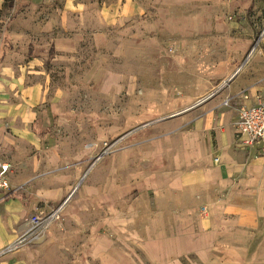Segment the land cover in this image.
Returning <instances> with one entry per match:
<instances>
[{
	"label": "crops",
	"instance_id": "obj_1",
	"mask_svg": "<svg viewBox=\"0 0 264 264\" xmlns=\"http://www.w3.org/2000/svg\"><path fill=\"white\" fill-rule=\"evenodd\" d=\"M153 1L158 18L146 26L138 24L146 11L134 0L97 2L90 7L75 0L27 1L31 9L46 11L47 16L37 30L51 40L58 59L81 62L80 47L90 42L95 58L83 77L102 79L103 94L110 97L113 106H117L123 94L135 97L137 110H151L156 132L125 136L116 157L118 165L104 167L101 184L95 182V177L79 184L84 168L79 158L88 156L93 150L91 147L76 148L74 161L69 166L71 174L57 176L56 146L50 136L42 138L35 130L38 121L39 125L48 122L38 114L46 101L45 89L39 84H27L26 75L9 73L8 86L1 94L4 96L0 100V119L14 130L10 148L19 161L27 158L28 149L34 151L36 157L44 158L40 166L44 181L32 180L31 175L39 173L37 164L33 163L26 170L19 161L9 162L11 183L21 190L0 195V252L28 229V219L37 208L63 200L77 187L75 200L64 210L63 218L68 216L74 220L76 215L91 209L90 204L102 201L111 216L106 219L125 222L133 206L128 205L126 211L119 204L135 192L140 198L151 192L155 202H167L168 210H160L148 218L145 236L137 232L134 237L151 264H186L180 259L190 256L196 257L198 262L187 264H264V147L244 146L237 130V106H254L255 97L264 95V55L261 53L262 57L254 65L242 69V75H237L224 91L214 93L207 102L191 101L195 84L204 86L205 92L208 82L212 84L208 91L213 93L222 78L218 64L208 73L193 74L195 80H192L190 58L189 54H184L185 49L205 45L210 39L204 37L214 32L223 33L225 27L209 20L213 18L211 10L192 12L194 0ZM87 8L96 9L97 25L86 24ZM76 13L81 23L74 26ZM111 29L119 30L117 39L112 37ZM236 58L228 56L226 77L238 71L241 58ZM113 59L124 63V69L112 68ZM176 93L182 97L176 98ZM148 94L151 97L147 101ZM229 98L234 99V103L228 106L225 102ZM177 108L182 111L164 119L159 117ZM54 109L56 111L58 106ZM111 111L118 112L109 116L104 124L109 128L98 133L97 141L109 138L116 130L112 127H121L119 120L127 114L126 109L120 114L119 106ZM132 136H136L135 143L124 145ZM139 158L142 161L150 158L151 168L128 178L126 163ZM116 169L119 178L124 177L125 181L112 184ZM50 176L54 179L48 188L46 180ZM138 201L142 202L139 198ZM126 227L121 223L118 228ZM97 239L106 240L102 236ZM46 240L47 237L39 243ZM29 247L20 249L15 261L10 258L0 264H23L18 257L22 258V252ZM103 247L105 250L106 246ZM111 249L108 245L102 264H106L108 253L125 259L122 252ZM124 259L120 257L117 263L108 264H128Z\"/></svg>",
	"mask_w": 264,
	"mask_h": 264
},
{
	"label": "rangeland",
	"instance_id": "obj_2",
	"mask_svg": "<svg viewBox=\"0 0 264 264\" xmlns=\"http://www.w3.org/2000/svg\"><path fill=\"white\" fill-rule=\"evenodd\" d=\"M27 1L0 0V100L4 96L1 94L5 91V86H8L10 80L7 75L12 71L15 72L16 76L26 75V81L29 85H42L45 89L46 101L43 107L38 110V114L40 118L43 117L42 120L46 118L48 122L45 125H39L38 121L35 130L42 138L50 136L56 146L55 148L59 153V163L57 161L54 164L57 165L58 169L56 175L71 174L69 166L74 161L72 156H74L76 148L80 149L81 146H85L87 149L91 147L93 150L91 153L89 152L88 156L79 158L80 162L84 164L79 184L92 180V177H95V182L101 184L104 180V167L118 165L116 157L118 158L120 154V145L125 136H130L133 133L150 135L153 131L156 132V130H153L154 125H152L154 116L148 108L137 110L135 108V103L137 107L135 97L130 98L126 94L121 95L119 102L115 104L117 106H113L110 97L103 94L102 85H100L102 79H85L83 77L87 70H90L95 58L94 49L90 42L80 47L78 56L81 62L70 60V58L59 60L51 40L46 39L37 30L47 16L46 11L38 8L31 9ZM108 1L110 0H75L76 3L89 7L93 3L98 2L101 4ZM134 1L140 3L146 11L143 20L138 21V24L141 25L142 23L141 26H146L158 18L156 9L152 7L153 0ZM198 9L204 10L206 13L211 10L213 18L210 17L209 20H213V24L224 25L225 27L223 33L217 32L216 34L214 32L204 37L210 39L211 42L209 41L200 46L192 45L184 52V54H189L192 80H195L193 74L198 72H200L199 74L208 73L219 64L222 79L216 83L213 93L208 91L209 88H212V84L210 85L208 82L205 92H203L205 87L201 85L195 84L192 88L195 93L190 95L191 101L198 100V104H203L211 99L214 93L224 91L237 75H242L244 73L242 69L254 65L262 57L261 53L264 55V0H194L191 11L194 12ZM79 17L77 13L74 14V26L80 25ZM84 19L87 25H97L96 9L87 8ZM134 22L135 20L130 24L134 25ZM138 29L137 27L136 30ZM118 32V29L110 30L114 39L118 38ZM233 55L238 57L237 60L241 58V63L236 73L226 77L228 67L226 60L228 56ZM113 60L110 64L112 68L124 69V63L118 59ZM221 61L223 63H220ZM178 69L181 70L180 67ZM177 79L181 81L180 78ZM199 93L204 95L199 97ZM150 97L151 95L148 94L147 101ZM175 97L181 98L182 95L176 93ZM229 99H231V103H234V99ZM255 99L264 100V95H257ZM56 106H58V109L55 111L54 107ZM118 106L120 114L123 113L124 109L127 113L126 116L122 115L121 120H119V123L122 124L121 127H118L120 125L113 126L112 130L113 128H116V130L109 138L97 141L98 133H102V130L109 128L104 126L109 121V116L111 114L113 116L118 112L113 113L111 108H117ZM239 108L238 105L237 109ZM181 111V108L169 110L159 117L164 119ZM0 117L2 116L0 115ZM91 118L92 120H90ZM13 138V128L6 121L0 119V159L7 163H17L19 161L15 151L10 148V140ZM129 139L124 145L135 143L136 136ZM28 150L27 158L18 163L24 166V169L28 166L31 167L33 163L37 164L39 173L31 175L33 171L30 170L28 174L32 176V180L44 181V177H42L44 172L40 170L44 158L39 155L36 157L34 151ZM9 164L11 165V163ZM126 165L125 172L128 178L134 176L135 173H140V170L151 168L150 158L143 161L139 158L138 161L127 162ZM53 179V176L47 178L48 188L52 186ZM124 181V177L119 178L116 169L112 184H119ZM152 197L151 192L141 198L138 197V192H135L130 199L119 204L121 209L126 211L129 210L128 205L133 206L132 211L125 216V222L118 220L113 222L110 221L111 219H106L111 216L102 201H97L93 205L90 204L91 209L85 210L86 212L83 215H76L74 220L68 216L63 218L60 223L50 229L44 243L31 244L29 248H26L28 254L22 252L24 256L22 258L18 257V259L23 260V264H102L103 254L108 251V245H111V250L122 252L125 259L122 256H117V254L107 252L109 258L107 256L105 259L106 264L117 263L120 257L126 260L128 264H151L137 245L138 239L134 237L137 232L145 236L149 217L154 216L160 210H168V207L165 206L167 202L164 200L155 202L151 199ZM66 198L49 206H58ZM138 198L142 202L138 201ZM74 200L75 196L73 194L66 208ZM135 218H137V221H133ZM121 223L127 225L126 229L120 230L118 228ZM93 235L95 236L92 238ZM101 236L107 241L97 239ZM103 246H106L105 250ZM102 247L103 253L101 251ZM18 251L0 255V262H8L10 258L15 261V254L19 253ZM180 261L187 264L198 262V259L190 256L188 259H180Z\"/></svg>",
	"mask_w": 264,
	"mask_h": 264
},
{
	"label": "built area",
	"instance_id": "obj_3",
	"mask_svg": "<svg viewBox=\"0 0 264 264\" xmlns=\"http://www.w3.org/2000/svg\"><path fill=\"white\" fill-rule=\"evenodd\" d=\"M231 99H228L225 105H230ZM237 130L239 137L243 140L246 147H255L262 145L264 147V100L257 99L254 106H240L238 109ZM218 161V160H216ZM12 166L0 159V195L19 191L21 187H14L10 176ZM75 192V191H74ZM74 193L58 206H45L37 208L33 215L28 219V229L21 234L15 243L6 247L0 252V255L17 252L23 247L36 244L45 239L47 233L55 225L63 220L64 210L71 200Z\"/></svg>",
	"mask_w": 264,
	"mask_h": 264
}]
</instances>
